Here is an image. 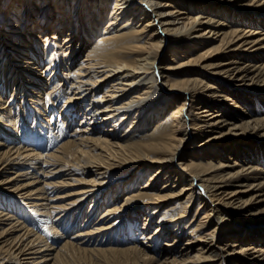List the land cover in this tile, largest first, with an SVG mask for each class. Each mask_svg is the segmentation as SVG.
I'll use <instances>...</instances> for the list:
<instances>
[{
	"label": "bare ground",
	"instance_id": "1",
	"mask_svg": "<svg viewBox=\"0 0 264 264\" xmlns=\"http://www.w3.org/2000/svg\"><path fill=\"white\" fill-rule=\"evenodd\" d=\"M176 1L186 8L182 23L168 0H0V25L24 31L0 26V137L44 141L28 131L63 117L76 126L54 172L71 166L89 183L56 210L19 209L9 194L1 201L37 216L40 229L26 222L40 231L35 239L77 228L114 264H264V52L252 35L264 15L238 6L243 0ZM203 22L219 41L192 38ZM32 67L50 72L33 79L45 95L31 96L33 118L19 82ZM0 264L20 260L0 256Z\"/></svg>",
	"mask_w": 264,
	"mask_h": 264
},
{
	"label": "rangeland",
	"instance_id": "2",
	"mask_svg": "<svg viewBox=\"0 0 264 264\" xmlns=\"http://www.w3.org/2000/svg\"><path fill=\"white\" fill-rule=\"evenodd\" d=\"M168 1L172 4L166 5L165 7L174 10V12L170 16L176 17V23H182L186 15V8L182 7L181 3H178L176 0ZM241 3L242 4L238 6L250 10L252 14L264 15V0H243ZM174 5H177V7H175ZM50 7L54 11H56L57 9L56 6L52 4L50 5ZM8 12L10 11L8 10ZM8 21L9 20L5 19L0 25L1 29H3L5 33H24V31H21L22 28L16 27L15 29H13L10 26V22ZM192 30L193 32L199 34L197 36L192 37L195 39L212 38L216 41H219V38L221 37L220 33L212 32L208 29L206 30L205 22H203V24L199 23V25ZM202 32L203 34L200 35V33ZM252 35L261 37L260 43H258V51L264 52V29H262L261 32ZM168 36L170 38H173L176 35L169 34ZM15 49L19 48L16 47ZM86 49L87 47H84L83 52H85ZM23 53L21 52V54L19 55L24 58L28 57V54L26 52ZM39 71L40 70L38 68H29V71L27 72L29 75L27 74L28 76L22 77L19 81L21 82L23 80V83H25L29 87L24 88V92L26 93V98L28 97L27 100H29L30 105H33V108L36 106V103L35 101H33L34 99H30L31 96L37 98V100L35 99L36 101H38L39 99L42 100L43 97H45L44 93H42V95L38 94V92L34 93L37 88L35 90L31 89V85H35L33 79H36L37 77H42V79L45 80V78H47L50 73L49 72L48 75L44 74L45 76H38ZM173 71L174 70H170L171 78H175ZM48 86L49 85H43V87H45V93L48 90ZM12 88L13 87H11L10 89L8 88V90L4 92L2 96L3 101H7L11 97L13 93ZM49 88H51V85L49 86ZM18 99H22V97ZM1 105L2 104H0V107ZM28 112H32L31 117L33 118V115H36L37 110H35L34 108L33 111H27V114ZM39 117L43 120H46L47 118V116ZM45 120L44 123H47ZM35 122L37 121H28L27 123L33 125V123ZM48 125H50V128H46L45 130L31 129L30 131H28V133L31 135H38V137L40 138H45L44 141L32 138L29 142H25L23 140V137L17 134H9L11 137L16 138L11 142H7L6 140L0 137V194H9L15 201L18 200L19 207L20 204L24 206L23 208H19L22 210L24 208H26L28 211H32L33 209L38 208V212H42L39 208H48L51 210H56V208H58V204L69 201L71 197H74L75 195H78L77 193H80L78 191H80L84 186H87L89 184L86 180H82L80 178L81 171H75L72 169L71 166H69L65 170H61L58 173L54 172L57 168L62 165L60 163L66 164L67 162L66 159L58 157L60 154L64 155L63 149H60L59 146L68 137L72 138V135L70 136V133L74 131L76 125H67L63 121V117L58 118L57 116H55V118L52 119L51 123H48ZM18 130L22 132L23 128L19 126ZM124 130L125 129L123 127L119 131V133H122ZM61 133H63V135H60ZM64 135L65 137L62 138V136ZM32 148L34 150H32ZM54 150H56V155H51L50 153ZM52 172H54V174ZM108 175L109 174L104 173L100 177L104 179L107 178ZM84 176H86L87 178H91L90 174H84ZM123 197L121 199H123ZM1 200L2 199L0 198L1 257H18V259L20 260V264H114L112 263L111 258L107 257V255H105L104 253H98L97 249H95V247H98L97 245H88L89 242H87V240L89 236H91L90 234L80 236L75 235L76 233L74 230H76L77 228L65 233L62 231L63 235H61L62 232L59 230V234L53 235L54 238H48L47 241L45 238L44 240L35 239L36 235L40 231L32 228L31 225H28V223H26L28 222V220L26 221V219L21 216V212L16 210L15 206H7L3 204V200ZM168 203L169 202H165V204L163 203L161 211L165 209ZM91 204V201H87L85 203V208L89 209L91 207ZM197 205L193 206V209H191V211L189 212V220L192 219L193 214L196 212ZM103 211L104 208H101L99 212H97L95 216H93V219L91 220L92 225L93 223H95V221H98L101 218ZM43 216L44 218L47 217L44 212ZM139 220V224L143 225V214H140ZM156 223L157 222H155V224ZM45 224H47V222ZM45 224L42 225V228ZM54 224H56V222ZM195 225L196 223H194L193 227ZM26 227H29L31 231L26 232ZM186 232L187 234L190 233L189 231ZM69 240L71 244L75 245L74 248H71L68 245H64V243ZM180 242L182 244V240ZM222 243H226V240H223ZM230 247L233 248L234 246H229L228 248ZM79 248L87 252V260L81 259V256L77 251ZM194 252L195 249L192 250V254ZM92 257L94 258L93 261ZM234 261L235 262L233 263L236 264V260ZM200 263L206 264L208 262L202 261Z\"/></svg>",
	"mask_w": 264,
	"mask_h": 264
}]
</instances>
